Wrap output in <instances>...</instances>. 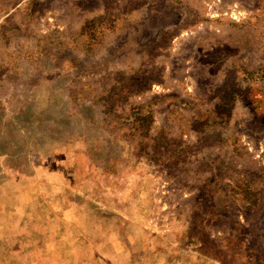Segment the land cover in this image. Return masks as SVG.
I'll list each match as a JSON object with an SVG mask.
<instances>
[{"label":"rangeland","instance_id":"374dc122","mask_svg":"<svg viewBox=\"0 0 264 264\" xmlns=\"http://www.w3.org/2000/svg\"><path fill=\"white\" fill-rule=\"evenodd\" d=\"M36 261L264 264V0H0V264Z\"/></svg>","mask_w":264,"mask_h":264},{"label":"crops","instance_id":"0c3cea01","mask_svg":"<svg viewBox=\"0 0 264 264\" xmlns=\"http://www.w3.org/2000/svg\"><path fill=\"white\" fill-rule=\"evenodd\" d=\"M38 255H39V254H38ZM38 255H37V256H38ZM37 263H38V262L36 261L34 264H37Z\"/></svg>","mask_w":264,"mask_h":264}]
</instances>
